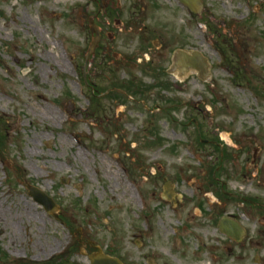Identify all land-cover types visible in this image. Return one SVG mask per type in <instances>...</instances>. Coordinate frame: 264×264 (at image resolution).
<instances>
[{
	"label": "rangeland",
	"instance_id": "1",
	"mask_svg": "<svg viewBox=\"0 0 264 264\" xmlns=\"http://www.w3.org/2000/svg\"><path fill=\"white\" fill-rule=\"evenodd\" d=\"M201 1V14L193 15L176 0H102L101 15L112 16L111 54L134 55L140 47L134 37L148 27L152 67L165 72L156 73L146 100L97 101L93 125L75 118L90 116L95 104L82 66L90 41L85 29L97 5L0 0V264L23 254L45 262L74 243L70 229L123 264H232L222 237L184 229L185 211L192 190L205 191L208 169L220 164L226 189L249 207L232 202L231 212L255 217L256 203L264 202L253 171L254 162L264 166V0ZM119 23L127 30L134 24L132 34L116 31ZM176 50L199 53L209 66L207 80L194 72L182 80L167 75ZM96 65L89 62L85 78L97 89L130 78L152 84L133 68L123 75ZM160 81L168 89L155 86ZM142 105L159 111L144 112ZM198 131L215 143L201 147ZM216 143L228 161L220 163ZM167 181L185 205L162 199ZM25 184L47 194L64 223L34 203ZM79 248L61 258L65 264H88ZM1 250L13 254L3 259Z\"/></svg>",
	"mask_w": 264,
	"mask_h": 264
},
{
	"label": "flooded vegetation",
	"instance_id": "2",
	"mask_svg": "<svg viewBox=\"0 0 264 264\" xmlns=\"http://www.w3.org/2000/svg\"><path fill=\"white\" fill-rule=\"evenodd\" d=\"M92 3L98 5L97 1H92ZM91 18V17H90ZM90 18L88 20L87 25L89 24ZM111 17L107 16H98L93 19L94 24L97 26L98 30V36H99V43L97 46V49L95 50L93 54V60L98 62V65L94 67L100 68L101 72L104 70H112V71H123V75H126V70H130L133 68L134 70L138 71L139 74L144 73L148 74L147 77L151 78L152 84L148 87L145 86L141 81L139 83V86L137 88L136 86V80L135 78H130V82H133L132 85H130L127 89H120L121 97L124 101V99L127 98H135L136 100L139 99H147V95L150 92V89L154 91L153 89V78H152V72H164L162 71L163 68H160L157 70L153 66L154 61L151 60L150 56V45H149V33H148V27H146L145 30H143L141 33H137V35L134 37L136 39V42L140 47L134 53L132 56H125L121 57L120 55H113L111 54L112 50L107 43L109 41H113V38L115 35L111 32ZM120 28L116 31H119L121 28H124V25L119 23ZM135 25L132 23H129L127 30L126 26L124 28L123 34L128 35L129 33L132 34L133 30L132 28ZM87 31L88 36L90 37V41L87 43V47L91 43V40L93 39V36L90 34V27H88ZM135 31V30H134ZM129 32V33H128ZM125 45L130 44L127 43L125 39ZM88 49V48H87ZM148 50V53L145 51ZM145 52V53H144ZM114 57V60L112 57ZM92 61V60H91ZM104 62H108L105 63ZM110 62H114L115 69L113 65H110ZM113 67V68H110ZM90 69V68H89ZM91 80V79H90ZM89 80V81H90ZM88 81L87 88L89 92L91 93V96L96 99L103 98L104 100L107 99L109 101H116L119 100L118 97L110 96L105 97L102 96L106 91H112L115 93L113 88H106L103 91L101 89H97L95 81H91V83ZM118 91V90H117ZM102 100V99H101ZM140 101V100H139ZM145 107V106H143ZM159 107L156 108L158 110ZM144 110V109H143ZM155 108L152 109L153 112H156ZM98 109L94 110L90 116H85V119L95 125L96 119L92 118L96 116L95 114L98 113ZM197 124V123H196ZM255 160V159H254ZM222 161V158H221ZM222 164L219 167L215 168V171L213 169H209L207 172V177L205 179L206 185L202 186L204 187L205 191L200 192L197 191V194L194 195V192L192 190L190 195V206L185 211V217L186 219L189 218L188 223L186 222V226H184L185 230L190 229H196V227L200 230L201 228H205L206 230H211L215 232V234L219 237H222L224 239V242H226V252L228 253L229 257L232 258V264H264V202H257L256 205H258V213L254 216H248L243 215V217H237L233 212L230 211V207L232 202H236L237 205L242 208L243 210H249V207L245 204V199L241 198H235L233 197V193H230L226 189V181L224 180L226 171L222 169ZM264 167V166H263ZM260 165H258L256 162L253 163V171L255 172V175L258 176V183L261 187H264L262 184V181H264V178L262 176V169ZM219 168L221 170L218 173ZM218 173V175H217ZM193 181V177H190L188 181ZM183 179L179 180L176 184L179 183L182 184ZM182 192V191H180ZM178 203L180 206L185 205L186 199H184V196L182 194H177ZM226 219L228 222H231L232 224L236 225V228H233L232 232H228L229 234L226 235L224 232L219 231L220 222L222 219ZM194 225L193 226H191ZM252 227L255 231L253 232ZM79 241L82 239L81 233L79 234ZM90 245V241L85 242V246ZM91 246V245H90ZM8 252H5L2 256L3 259H6L7 257H11L8 254ZM16 257H26V255L23 254V256L16 255ZM1 260V259H0ZM14 260L11 259L10 262L13 264H20V262H13Z\"/></svg>",
	"mask_w": 264,
	"mask_h": 264
},
{
	"label": "water",
	"instance_id": "3",
	"mask_svg": "<svg viewBox=\"0 0 264 264\" xmlns=\"http://www.w3.org/2000/svg\"><path fill=\"white\" fill-rule=\"evenodd\" d=\"M179 1L187 9H189L191 12L195 14L199 15L201 11L203 10L201 0H179ZM92 32L97 34V32L94 31L93 29H92ZM174 64L181 74L183 72L188 71L189 69V70L198 71L199 75L201 76L203 80L206 79L207 77V72H206L207 64H205L204 60L201 59L197 54H192V57H188L185 54L178 53L176 55ZM67 112L68 114H70V111H67ZM29 191H30L29 195L32 196L33 199L37 203H39L41 206H44L45 210L48 213H51V214L54 213V211L56 210V205H53V203L43 193H40L38 190L32 187L29 189ZM227 226L228 225L225 226L224 230L228 229ZM88 259L90 261V264H121L118 259L109 258L106 255L102 254L101 252H98V254H93L89 256Z\"/></svg>",
	"mask_w": 264,
	"mask_h": 264
},
{
	"label": "bare ground",
	"instance_id": "4",
	"mask_svg": "<svg viewBox=\"0 0 264 264\" xmlns=\"http://www.w3.org/2000/svg\"><path fill=\"white\" fill-rule=\"evenodd\" d=\"M48 112V111H47ZM50 114H53V112L51 111V113Z\"/></svg>",
	"mask_w": 264,
	"mask_h": 264
}]
</instances>
